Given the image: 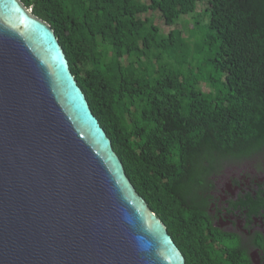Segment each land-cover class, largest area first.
<instances>
[{
    "label": "trees",
    "instance_id": "obj_1",
    "mask_svg": "<svg viewBox=\"0 0 264 264\" xmlns=\"http://www.w3.org/2000/svg\"><path fill=\"white\" fill-rule=\"evenodd\" d=\"M21 1L53 28L126 175L186 264H210L205 224L177 185L213 144L251 137L264 113V15L257 1ZM202 1L209 36L200 46L177 28L162 35L140 17L159 11L173 26Z\"/></svg>",
    "mask_w": 264,
    "mask_h": 264
},
{
    "label": "water",
    "instance_id": "obj_2",
    "mask_svg": "<svg viewBox=\"0 0 264 264\" xmlns=\"http://www.w3.org/2000/svg\"><path fill=\"white\" fill-rule=\"evenodd\" d=\"M0 264H186L21 0H0Z\"/></svg>",
    "mask_w": 264,
    "mask_h": 264
},
{
    "label": "flooded vegetation",
    "instance_id": "obj_3",
    "mask_svg": "<svg viewBox=\"0 0 264 264\" xmlns=\"http://www.w3.org/2000/svg\"><path fill=\"white\" fill-rule=\"evenodd\" d=\"M256 1L264 15V0ZM253 131L210 146L177 185L181 200L205 224L210 264H264V113Z\"/></svg>",
    "mask_w": 264,
    "mask_h": 264
},
{
    "label": "rangeland",
    "instance_id": "obj_4",
    "mask_svg": "<svg viewBox=\"0 0 264 264\" xmlns=\"http://www.w3.org/2000/svg\"><path fill=\"white\" fill-rule=\"evenodd\" d=\"M143 1L148 3V0ZM206 6L207 3L205 1L198 2L196 10L193 13L180 16V18L176 21V24L173 26H169L164 23L159 11L149 10L141 14L140 17L142 19L148 18L151 20L152 23L160 29L162 35H167L172 29L177 28L181 31L182 35L188 39L190 45L195 42L197 46H200L203 42L206 43L209 36V30L205 26L209 17L205 11ZM201 89L206 91L207 87L202 85Z\"/></svg>",
    "mask_w": 264,
    "mask_h": 264
}]
</instances>
